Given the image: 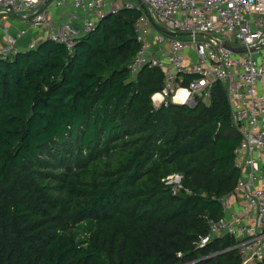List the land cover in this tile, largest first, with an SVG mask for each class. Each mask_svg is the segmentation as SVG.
Returning a JSON list of instances; mask_svg holds the SVG:
<instances>
[{"label":"trees","instance_id":"obj_1","mask_svg":"<svg viewBox=\"0 0 264 264\" xmlns=\"http://www.w3.org/2000/svg\"><path fill=\"white\" fill-rule=\"evenodd\" d=\"M141 15L0 59V264L241 263L229 236L200 246L241 177L226 87L155 107L163 72L128 68Z\"/></svg>","mask_w":264,"mask_h":264},{"label":"built area","instance_id":"obj_2","mask_svg":"<svg viewBox=\"0 0 264 264\" xmlns=\"http://www.w3.org/2000/svg\"><path fill=\"white\" fill-rule=\"evenodd\" d=\"M146 5L155 22L172 32L159 31L142 8ZM68 7L66 17L56 21L50 10ZM139 9L135 23L139 53L129 62L131 76L144 67H157L164 74L163 88L152 96L155 107L170 100L194 106L211 101L212 87H226L233 124L242 136L235 149V164L241 177L228 195L220 198L224 215L209 221L204 246L216 237L229 236L240 264L264 259V0H0V13L15 11L24 24L7 31L0 45V59H13L17 46L31 30L46 28L45 40L64 44L73 51L78 39L92 32L106 15L120 9ZM154 29V32H151ZM184 36L189 38L183 39ZM254 47L233 52L223 46ZM37 44L31 43L28 49ZM191 48L194 58L187 56ZM182 176L165 179L174 192L181 189Z\"/></svg>","mask_w":264,"mask_h":264},{"label":"crops","instance_id":"obj_3","mask_svg":"<svg viewBox=\"0 0 264 264\" xmlns=\"http://www.w3.org/2000/svg\"><path fill=\"white\" fill-rule=\"evenodd\" d=\"M68 12V7L60 10H50V15L56 19V21H61L66 17ZM24 24L22 15L19 12L8 11L0 13V45L6 43V32L10 31L15 33V30ZM46 28H40L37 30H31L24 38L19 39L17 46L21 50H27L31 43L38 44L42 40H45Z\"/></svg>","mask_w":264,"mask_h":264},{"label":"water","instance_id":"obj_4","mask_svg":"<svg viewBox=\"0 0 264 264\" xmlns=\"http://www.w3.org/2000/svg\"><path fill=\"white\" fill-rule=\"evenodd\" d=\"M142 8L145 10L146 14L148 15V17L150 18L151 23L161 32H164L166 34L172 35V36H179L181 35V33L178 32H172L170 30H168L167 28H164L160 25H158L154 18L152 17L151 13L147 10L146 5L144 3H142ZM11 12V11H10ZM223 46L230 49L233 52H248V51H254L256 48H258V46H254V47H236L235 45L229 43V42H223Z\"/></svg>","mask_w":264,"mask_h":264},{"label":"rangeland","instance_id":"obj_5","mask_svg":"<svg viewBox=\"0 0 264 264\" xmlns=\"http://www.w3.org/2000/svg\"><path fill=\"white\" fill-rule=\"evenodd\" d=\"M131 1H134V0H131ZM155 30L154 29H151V32H154ZM189 37L188 36H184L183 37V39H188ZM186 54H187V56H190V57H192V58H194V54H193V51H192V49L191 48H187L186 49ZM261 55H264V50L263 51H261V52H259V53H255V56L256 57H260Z\"/></svg>","mask_w":264,"mask_h":264}]
</instances>
